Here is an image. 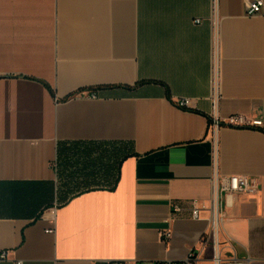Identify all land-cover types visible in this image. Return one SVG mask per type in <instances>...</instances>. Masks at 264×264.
<instances>
[{"label": "crops", "instance_id": "1", "mask_svg": "<svg viewBox=\"0 0 264 264\" xmlns=\"http://www.w3.org/2000/svg\"><path fill=\"white\" fill-rule=\"evenodd\" d=\"M211 13L212 0H0V264L183 259L210 227L191 210L215 174L258 179L224 196L221 239L224 256L264 264V6L219 0L216 102ZM233 114L263 125L214 142V115ZM106 149L114 187L62 201L58 161Z\"/></svg>", "mask_w": 264, "mask_h": 264}, {"label": "built area", "instance_id": "2", "mask_svg": "<svg viewBox=\"0 0 264 264\" xmlns=\"http://www.w3.org/2000/svg\"><path fill=\"white\" fill-rule=\"evenodd\" d=\"M218 3L219 0H212L211 22L214 29V46L212 54V99L214 102L220 97L221 88V55L219 50V34H218ZM263 0H246V14L255 16L263 13ZM201 20L197 19L196 23ZM90 98H97L92 92H83V95ZM180 107H189L190 98H180L176 101ZM261 120H250L243 114H233L227 118H220L214 115L210 121L209 130L212 133L214 142L217 140L218 132L222 127L245 128L250 126H262ZM214 191L208 206H197L194 204L191 214L195 219L201 218L204 210L209 211L210 227L206 230L200 239V245L191 248L187 256L180 260H156L150 264H201L209 262L210 264H250L251 259L239 258L235 253L231 256H224V245L227 244L221 239V225L224 221L223 202L224 196L230 198L236 194L255 193L259 190V181L255 177L244 175L218 176L213 177ZM175 213L182 211V207L178 204L172 205ZM7 253L3 252L1 258H6ZM17 264H22L18 262ZM95 264H138L134 260H101Z\"/></svg>", "mask_w": 264, "mask_h": 264}, {"label": "trees", "instance_id": "3", "mask_svg": "<svg viewBox=\"0 0 264 264\" xmlns=\"http://www.w3.org/2000/svg\"><path fill=\"white\" fill-rule=\"evenodd\" d=\"M115 152L98 150L95 152L78 151L72 157L60 159L65 162L61 170L62 176V201L89 189L100 186H112L119 179V162L114 159ZM62 155V154H60ZM62 160V161H61ZM63 166V165H62Z\"/></svg>", "mask_w": 264, "mask_h": 264}, {"label": "rangeland", "instance_id": "4", "mask_svg": "<svg viewBox=\"0 0 264 264\" xmlns=\"http://www.w3.org/2000/svg\"><path fill=\"white\" fill-rule=\"evenodd\" d=\"M64 166L65 163H61L60 161H58L57 163V166H58V170H57V174H58V180H57V187H58V190H61V186H62V177L60 178V176H62V173H61V166Z\"/></svg>", "mask_w": 264, "mask_h": 264}]
</instances>
